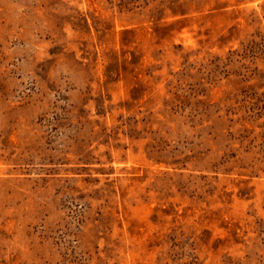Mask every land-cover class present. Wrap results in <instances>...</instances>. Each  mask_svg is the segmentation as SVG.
<instances>
[{
    "label": "rangeland",
    "instance_id": "374dc122",
    "mask_svg": "<svg viewBox=\"0 0 264 264\" xmlns=\"http://www.w3.org/2000/svg\"><path fill=\"white\" fill-rule=\"evenodd\" d=\"M0 264H264V0H0Z\"/></svg>",
    "mask_w": 264,
    "mask_h": 264
}]
</instances>
